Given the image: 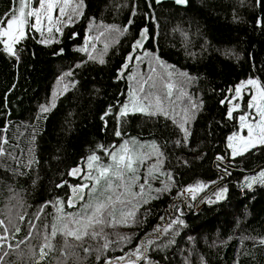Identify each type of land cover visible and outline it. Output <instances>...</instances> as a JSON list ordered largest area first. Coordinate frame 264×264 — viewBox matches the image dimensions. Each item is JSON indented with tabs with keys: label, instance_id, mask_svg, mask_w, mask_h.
I'll return each mask as SVG.
<instances>
[{
	"label": "trees",
	"instance_id": "1",
	"mask_svg": "<svg viewBox=\"0 0 264 264\" xmlns=\"http://www.w3.org/2000/svg\"><path fill=\"white\" fill-rule=\"evenodd\" d=\"M82 5L76 22L52 42L28 30L15 55L0 42V219L8 226L9 215L17 216L21 229L13 238L0 227L8 237L0 254L9 252L0 264H36L43 226L56 215L49 204L37 220L41 206L61 200L66 212L74 211L67 207L69 186L82 183L83 174L73 179L71 170L87 173L93 155L100 167L109 165L108 153L133 139L155 142L163 153L144 191L132 187L139 194L123 197L132 203L122 219L115 215L102 231L98 226L95 239L69 237L72 247L65 249L61 236L49 237L54 250L44 249L41 264H264V144L235 157L228 148L239 130L237 114L228 117L230 91L248 79L264 87V0H189L186 8L154 0ZM18 7V0H0V17ZM144 28L150 41L134 60L148 53L187 74L182 83L196 101L187 136L179 113L120 115L131 100L126 77L133 65L121 81L117 72ZM85 34L97 36L95 46L86 45ZM61 77L68 88L54 96ZM151 165L148 159L138 167L139 184Z\"/></svg>",
	"mask_w": 264,
	"mask_h": 264
},
{
	"label": "snow or ice",
	"instance_id": "2",
	"mask_svg": "<svg viewBox=\"0 0 264 264\" xmlns=\"http://www.w3.org/2000/svg\"><path fill=\"white\" fill-rule=\"evenodd\" d=\"M39 7L38 8H30V0H18L19 7L18 9L13 10L12 12L7 14V18L0 17V37H7V40H10L11 43H7V41H0L5 43L6 50L11 54L15 55V52L12 48V45L18 43L21 38H23L25 34V28H34L37 31H40V25L42 23V17L51 24L53 22L54 11H58V16L56 19V23H59V17H63L66 15V9L69 7L71 0H37ZM157 3L160 0H156ZM188 0H175L176 4L183 5L186 4ZM83 7L82 0L78 2L75 7L72 8V13L77 14L79 10ZM26 8L29 10L26 11ZM29 18H34L35 22L30 23ZM68 20H72V15H68ZM51 31V28H49ZM57 31L59 29L57 28ZM142 36L147 35V29L141 33ZM142 41H137L136 46H141ZM86 50V49H82ZM146 55H148L146 53ZM132 59V57H129ZM101 63L104 61L101 60ZM125 68L127 65L124 66ZM70 74V73H69ZM182 75L187 76L186 73H182ZM171 76V73H169ZM151 81V83H149ZM247 84L252 85L256 88L258 95H253L251 101L248 103L247 107L249 109H255L256 115H258L259 119L256 121V115L249 112L246 116H240V127H247L248 135L247 137L240 136L239 139L244 141L246 145H250L251 147L256 146V142L252 139L254 126L259 129V143L264 144V87H261L258 82L254 79H249ZM147 85V88L145 87ZM167 88V92L164 95L157 94L154 89L156 88L155 81L152 80V77L149 76L147 80L143 81L140 84L138 91L142 93L139 97L140 107L136 110L149 115H164L168 116L169 111L164 106V100L166 98H170L172 96V88L173 84L171 82L165 85ZM243 87V85H241ZM237 96L240 95L241 88L238 87L235 89ZM54 106V105H53ZM135 106V101H134ZM236 108L239 107L237 104ZM128 105L125 104L121 107L120 115L126 116ZM44 112L49 111L47 107H42L41 109ZM234 109H230L228 112V117L232 118V113ZM111 109H109V112ZM108 113H105L107 115ZM247 121H256L255 125L252 122ZM180 127L183 129V123L180 124ZM116 136H121V132L117 130L115 132ZM187 130L185 129V136H187ZM237 134H233V136L229 137V141H232L233 138ZM232 146L231 143L229 145ZM144 149L148 146L140 144L137 145L135 139L131 141H125L123 144L119 146L118 151H114L108 153L113 161V164L102 166L100 168L94 169L97 173L93 175L92 172H89L87 176L84 177L85 180L92 181L91 184H83L79 187H75L72 189L73 195L67 200L68 208H75L77 201L85 200L86 197L89 199L81 206L79 211L76 212H66L65 211V202L61 200H57L54 203L48 202L41 206V209L36 214V219H40V214L43 212V209L48 207L51 204L52 207L56 209V215L54 216L53 222L49 224H44V236L43 239L45 243L41 246L40 250V259L43 260L47 256V252L44 251L47 248L49 251L54 250V245L50 242L49 237L55 239L57 235L61 236L64 239V247L65 249L71 248L72 245L69 244L68 238L71 237L76 241H83L85 237L90 236L95 239L100 235L96 229L99 226L101 231L104 225L110 224L112 220H114V213L119 210L121 213H124L128 204L132 203V200H126L123 197L126 193H131L133 197L138 195L139 193H132L131 189L134 186L139 187L140 192L142 193L145 188V184L149 182V179L152 177L153 170L156 168V165L149 166L148 174L144 177V183L139 184L140 176L138 175L137 169L140 165H142L145 160L151 159L152 154L146 151H137V148ZM150 147L153 149L155 155L159 158L163 155L159 151L158 146L153 142ZM247 150V147L244 148ZM234 154H242V152H237V150L233 149ZM100 157L91 156L89 157V169H93V164L91 161H98ZM158 163H162V161L158 160ZM81 170L79 168L73 169L70 173L71 175H77ZM110 177H116L122 183H114ZM260 177L262 181H264V172L260 173ZM103 182V187L101 184ZM63 185H57V187H62ZM250 186V185H249ZM202 188L203 185L198 186ZM118 188H122L123 191L117 192ZM88 190L87 192L85 190ZM197 189L189 188L187 191L190 193H194ZM223 193L218 194V198H221ZM147 201H145L146 203ZM117 205H119V209H117ZM18 215L19 220L23 221L24 216ZM129 216H134V212H128ZM110 218H112L110 220ZM17 216L9 215L8 217V226H5V221L0 219V227H3V231L8 233L10 230L12 232L13 238L16 233L21 231L20 227L16 225ZM127 223V221H121ZM30 228H35V225L29 222ZM91 230V231H90ZM32 233L29 232V236ZM8 237L5 235H0V248L3 247V242L7 241ZM127 239V238H124ZM107 243H105L104 247H107ZM11 247V245H9ZM85 252L89 251V249L85 248ZM9 252L3 251L0 254V262L3 261L5 256H8ZM23 255V253H21ZM64 253H62V256ZM70 255V254H69ZM39 264V262H37ZM58 264H66V260H61Z\"/></svg>",
	"mask_w": 264,
	"mask_h": 264
},
{
	"label": "rangeland",
	"instance_id": "3",
	"mask_svg": "<svg viewBox=\"0 0 264 264\" xmlns=\"http://www.w3.org/2000/svg\"><path fill=\"white\" fill-rule=\"evenodd\" d=\"M78 2H80V0H71L69 7L66 9V15L63 17H59V20H60L59 23H56L58 11H54L52 13L53 22L51 24H49L42 17V23L40 25L41 30L37 31L34 28H25V34L29 30L30 32H36L37 34L42 36V38L45 42L54 41L55 39L58 38V36L60 35V33L62 32V30L65 27L71 26L74 23V21L76 22V20L79 18L82 8L79 10V12L77 14L72 13V8L75 7V5ZM38 7H39V4H38L37 0H30V8L34 9V8H38ZM27 10H29V9L26 8V11ZM68 15H72L71 21L68 20ZM29 22L34 23L35 22L34 18H29ZM49 28H51V31H49ZM57 28L59 29V31H57ZM25 34H24V36H25ZM101 34H102V32L99 33V35H101ZM85 35L87 36V39H86L87 44L86 45L88 46L92 42V44H94V46H95L96 44L94 42L97 41V36H94L93 34L92 35L85 34ZM24 36H23V38H24ZM23 38H21L19 40V42ZM0 41H7V43H9V44L11 43L10 40H7V37H0ZM18 43H15L12 45L13 50L15 49V47ZM1 44H2L3 50L7 54L11 55L6 50L5 43L1 42ZM101 44H103V43L101 42ZM101 47H105V46H101ZM90 53H92V51ZM132 65H133L132 71H130V73L126 77V81H127L128 86H129V93L131 96V100H129L127 103V105H128L127 112L138 111L136 109L141 106L140 102H139V97L142 95V93H140L138 91V88H139L140 84L143 83V81L148 79L149 76H151L152 80L155 81L156 88L154 89V91H156L157 94H160V95H164L167 92V88L165 87V85L167 83L171 82L173 84V88H174V89L172 88L173 89L172 96L170 98H166L164 100V106L168 109L169 115L168 116L160 115V116L174 118L176 113H179L178 116L180 118V124L183 123L184 127L182 130L184 131L187 128V124L191 120V112L190 111L196 110V105H195L196 101H195V98L192 97L191 93L186 88V86L182 83L183 75L178 71L172 70L170 67L162 66L163 64L161 65L160 63H158L157 60L155 59V57H153L152 55L144 54L143 56H140L139 58L135 59L133 61ZM169 73H171V76H169ZM60 80H63V81L58 82V84H56V86L54 87V90H53L54 96H57V95L64 93L68 88L67 84L64 82V79L62 77L60 78ZM248 80H245L242 83H240L238 86H236V88H238V87L241 88V92H240L239 96H237V94L235 92L236 88H234L233 90L230 91V95H229V99H228L229 110L235 108L233 113L237 114V119H238V124H239V130L235 133L237 135L233 138L232 141H229V139H228V148L230 150L232 157L240 155V154H234L233 153L234 148L237 150V152H242V154L244 152L254 148V147H251L250 145H246L244 141L239 139L240 136L247 137V135H248L247 127H245V128L240 127V119H239L240 116H242V115L246 116L249 112L256 115L255 109H249L247 107L248 103L251 101L252 96L258 95L256 88L253 87L252 85L247 84ZM177 82L181 83V85L176 84ZM149 83H151V81ZM176 85H177V89H176ZM241 85H243V87H241ZM145 87L147 88V85H145ZM134 101H135V106H134ZM237 104L239 105L238 108L235 107ZM138 112H140V111H138ZM258 119H259V117H258V115H256V121H258ZM256 121H247V122H252L255 125ZM231 136H233V134ZM252 139L254 141H257L255 147L262 145L261 143L258 142L259 141V129L255 128V126H254V132H253ZM152 143L153 142H151V141L143 142V145L148 146L144 149L146 152L152 154L151 159L154 161V165L158 166V157L155 155V153L153 152V149L150 147V145ZM230 143L232 145L231 147L229 146ZM245 147H247L246 151L244 150ZM106 159L109 160V165L113 164V161H112V158L110 155H108L106 157ZM89 162L90 161L88 160V164H89ZM91 163L93 164V169H89L87 167L84 168L87 171V173H83V177H82V180H83L82 183L83 184H86V183L89 184V180L84 179V177L87 176L89 174V172H92L93 175H96L97 173L94 171V169L100 168V160L91 161ZM103 163H107V161L106 160L102 161L101 164H103ZM253 177L254 176H251V178H253ZM110 178L113 180L114 183H122L121 181H119L115 177H110ZM101 187H103V182L101 184ZM117 192H121L120 188L117 189ZM88 199L89 198L86 197V200H88ZM86 200L84 201V203L86 202ZM83 204L79 205L72 212L79 211V209L81 208V206ZM115 215L119 219H122L124 213H121V212H119V210H117L114 213V219H117V217Z\"/></svg>",
	"mask_w": 264,
	"mask_h": 264
},
{
	"label": "water",
	"instance_id": "4",
	"mask_svg": "<svg viewBox=\"0 0 264 264\" xmlns=\"http://www.w3.org/2000/svg\"><path fill=\"white\" fill-rule=\"evenodd\" d=\"M188 1H189V0H188ZM154 3H155V5H157V6L162 5V4H165V3H171V4H174V5H175L176 7H178V8H186V7H187V4H188V2H187L186 4L179 5V4H176V3H175V0H160L159 3H157L156 0H154ZM145 29H146V28L142 29V30L138 33L137 38H136V39L134 40V42L131 44L130 52H129V53L126 55V57H125L124 65H123V66L120 68V70L117 72V74H118L117 79H118L119 81H121V80L124 78V76L126 75L127 70H128V67L132 64V62H133L135 56H136L137 54L143 53V51L145 50L147 44L149 43V41H150V36H149V32H148V30H147V35H146V36H142V35H141V33L144 32ZM138 40H139V41H142V44H141V46H139V47L136 46V42H137ZM129 57H132V59H129ZM125 65H127L126 68L124 67ZM76 168H79L81 171H80L77 175H75V176H73V175H71V174H70V175H71V177H72L73 179H77V180H78V179H80V178L82 177L83 170H82V168H81L80 166H77V167H75L74 169H76ZM72 170H73V169H72ZM72 170H71V172H72ZM71 172H70V173H71ZM73 188H75V187H71V188H70V196H69V197H71V196L73 195V193H72V189H73ZM220 193H223V195H222L221 198H218V199H219V201L223 202V201H225V199H226L227 191H226V190H221V191L219 192V194H220ZM85 199H86V198H85ZM84 201H85V200L77 201V203H76V207H75V208H77L79 205L83 204ZM72 209H74V208H72ZM40 250H41V249H40ZM40 250H39V258L36 260V264H37V262H39V264H41L42 261H43V260L40 259Z\"/></svg>",
	"mask_w": 264,
	"mask_h": 264
},
{
	"label": "flooded vegetation",
	"instance_id": "5",
	"mask_svg": "<svg viewBox=\"0 0 264 264\" xmlns=\"http://www.w3.org/2000/svg\"><path fill=\"white\" fill-rule=\"evenodd\" d=\"M80 185H83V183H80V184H78V185H75L74 187H79ZM71 187H73V186H69V188H71ZM70 190V189H69ZM86 191V190H85ZM69 193H70V191H69ZM86 200V199H85Z\"/></svg>",
	"mask_w": 264,
	"mask_h": 264
}]
</instances>
